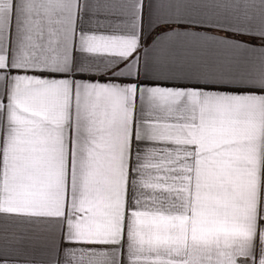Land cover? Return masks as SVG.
<instances>
[{"label": "snow or ice", "instance_id": "1", "mask_svg": "<svg viewBox=\"0 0 264 264\" xmlns=\"http://www.w3.org/2000/svg\"><path fill=\"white\" fill-rule=\"evenodd\" d=\"M172 2L26 0L6 38L0 24V226H21L16 242L25 252L33 239L27 233L53 227L55 247L45 253L51 264H228L222 248L231 246L234 227L264 226V194L255 207L244 203L227 112L197 118L199 100L191 99L203 94L217 109L235 99L264 104V78L242 86L172 74L157 60L167 49L153 51L157 40L229 31L163 16ZM126 24L139 26L135 54L102 68L113 54L94 46ZM183 96L190 115L175 136L155 139V129H141L147 114L137 115L135 101L172 108ZM164 145L174 146L165 161L174 165L165 169L171 175L158 171L159 154L149 151ZM0 264L28 260L0 254Z\"/></svg>", "mask_w": 264, "mask_h": 264}, {"label": "crops", "instance_id": "2", "mask_svg": "<svg viewBox=\"0 0 264 264\" xmlns=\"http://www.w3.org/2000/svg\"><path fill=\"white\" fill-rule=\"evenodd\" d=\"M26 0H4L0 9V24L7 37L8 26L13 22L17 9L23 8ZM163 16L210 23L229 31L211 29H194L171 37H161L153 45V51L159 53L162 48L167 54L157 56V60L166 63L172 74L188 79H217L236 85H252L264 78V0H173L171 7H165ZM130 24V22H129ZM139 31L128 24L120 29V34L113 38L98 40L93 48L95 52L110 53L104 56L101 67L115 63L120 57H132L135 54L133 36ZM195 33V34H194ZM133 66L135 61H130ZM132 70L130 69L129 72ZM111 88V85H109ZM135 93L129 89L124 103L129 119L132 115ZM190 97L183 96L179 105L170 108L156 107L149 109L147 104L135 101L137 115L147 114V124L141 129L156 130L155 139H169L175 136L190 115L185 110ZM191 99L199 100L194 105V114L199 118L201 112L212 113L217 110L227 112L230 118L228 139L233 141L227 145L239 159L241 190L246 207H255L258 195L264 194V104L253 98L235 99L217 109L207 104L203 94L198 97L191 94ZM174 146L164 145L151 154L158 153L153 161L163 175H171L165 171L174 165L166 163ZM127 153L125 149V161ZM21 226L15 220L0 226V254L14 260L18 256H26L28 264H51L50 257L45 254L54 249L58 237V229L50 227L48 231L37 229L27 233L33 239L28 241L31 248L25 252L17 244ZM191 239V234L187 235ZM230 247H223L222 253L231 257L228 264H264V226L249 229L247 226H236L229 234ZM244 242L246 248L240 250ZM54 254V253H53ZM146 251L144 258L148 257Z\"/></svg>", "mask_w": 264, "mask_h": 264}]
</instances>
